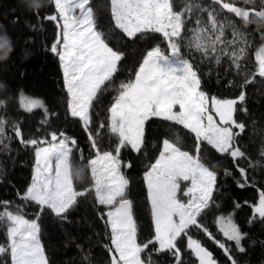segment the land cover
<instances>
[{"label":"snow or ice","instance_id":"6c2138e0","mask_svg":"<svg viewBox=\"0 0 264 264\" xmlns=\"http://www.w3.org/2000/svg\"><path fill=\"white\" fill-rule=\"evenodd\" d=\"M49 3L54 6V13L43 19L55 22L58 29L50 51L61 62L68 113L81 122L94 153L86 164L92 183L80 190L75 186L83 168L73 163V153L78 152L79 158L84 159L75 138L53 130L42 138L25 139L20 122H14V137L25 148L34 149L31 183L19 194L20 199L36 205L37 212L28 218L22 206L12 210L11 202L0 201V229L6 236V243L0 244V258L9 257L10 264H50L41 239L40 216L50 211L57 218L66 219L78 199L92 191L96 203L107 209L100 215L109 241L103 245L109 257L107 264H154V253L170 254L174 264H183L181 245L185 240L186 249L198 264H218L213 253L194 238L193 230L203 231L231 264H238L232 248L216 240L202 220L217 182V173L207 163L210 154H206V147L230 156L233 163L247 158L237 144L246 125L235 117L237 111L247 112L246 108H238L246 100V86L257 77L264 80V43L255 46L254 63L248 66L253 33L264 41V0H211V5H219L245 26L255 25L253 32H245L235 20L213 6H204L200 0H181L179 9L176 0H110L111 22L107 31L98 23L92 0ZM40 8L34 11L38 20ZM116 30L133 41L160 37L146 50L136 70L118 85L114 81L126 53L110 43V35ZM194 53L200 54L201 62L214 60L216 65L227 57L237 74H245L239 95L221 98L205 92ZM228 83L235 86L233 81ZM110 90L115 95L107 110V121H101L93 132L94 103ZM18 99L20 108L28 113L42 109L41 124L50 123L52 113L42 99L32 98L22 90ZM3 105L4 101H0ZM153 119L181 125L193 134L194 144L187 150L179 136L163 139L154 162L147 166L144 181L152 232L142 236L128 195L130 180L122 170L131 168L132 163L122 159V150L146 154V132ZM7 125V118L0 116V144L9 149L10 144H5V140H10ZM105 130L111 145L108 149L104 148ZM236 166L242 178L238 186L245 187L247 171ZM225 174L231 175L227 169ZM251 207L253 218L264 221V190ZM217 224L223 237L234 242L236 251H246L242 244L246 233L231 215L220 216Z\"/></svg>","mask_w":264,"mask_h":264},{"label":"trees","instance_id":"16d2710c","mask_svg":"<svg viewBox=\"0 0 264 264\" xmlns=\"http://www.w3.org/2000/svg\"><path fill=\"white\" fill-rule=\"evenodd\" d=\"M204 6H213L223 16L235 20V23L245 32H253L255 25L245 26L242 21L236 20L232 14L222 10L219 5H211V0H200ZM43 6L39 9L40 19L29 9L24 0H0V35L7 33L10 37L13 51L7 59H0V116L8 120L6 135L10 144L6 149L0 144V201L11 202L12 210L17 205L22 206L28 218H33L37 206L20 199L32 178L34 163V149L25 148L14 137L11 125L19 121L25 139L42 138L49 131H64L69 137L75 138L79 148L83 149V157L73 153V163L83 168L81 177L75 180L78 190L89 188L91 185L90 170L86 166L87 160L94 155L90 149L87 133L84 131L78 118H72L67 109V92L64 87L63 74L59 58L50 51L51 44L57 38L58 29L55 22L43 19L46 14L54 13V6L49 0H42ZM181 0H176L179 9ZM92 7L98 18L99 25L107 31L110 22V0H92ZM35 25L36 27H30ZM190 27L192 25H189ZM254 45L248 52V66L254 63L253 53L255 46L264 43L258 33H253ZM156 35L147 40H128L119 30L111 33L110 43L114 48H119L126 53L121 62L120 70L114 83L129 78L134 72L147 49L159 42ZM195 61L199 66L202 79V89L210 96L221 98H235L241 91L240 85L244 80V73L237 74L231 67V61L223 58L220 65L215 61L201 62L199 53H194ZM233 81V87L229 86ZM21 90L32 98L43 100L49 112L50 123L42 125L43 110L35 109L28 113L20 108L18 94ZM246 100L238 108H246L247 112L237 111L236 119L246 125L245 131L237 137V144L246 153L247 158H241L233 163L228 155L217 153L210 146L206 147V154H210L207 163L217 173V182L212 194L210 207L202 216L203 222L208 227L216 240L225 242L232 248L234 258L238 264L264 263V221L253 218L251 205L258 202L259 192L264 190V80L257 77L255 82L248 84L244 89ZM115 92L108 91L94 103L92 131L95 132L101 121H107L108 107ZM234 131H239L234 129ZM104 148L111 147L107 143L106 130ZM148 146L146 154L138 155L130 150H122V159L131 161V168L122 169L130 180L128 189L129 198L134 203V214L142 228V236H149L152 232L150 204L147 200V187L144 181V172L147 166L154 162L158 155L163 139H175L179 136L182 147L191 150L194 136L181 125L168 121L153 119L149 123ZM245 168L248 174V184L239 187L242 181L236 165ZM227 169L231 175L225 174ZM247 202V203H245ZM239 204V207H237ZM94 199V192L89 191L86 196L78 199V203L67 213L66 219L57 218L50 211H45L40 216L41 239L45 246L46 255L50 264H107L108 253L103 245L109 243L105 221L100 215L106 212ZM231 215L235 223L246 233L242 241L246 251L240 253L235 250L234 242L227 241L217 226L219 216ZM106 219V217H105ZM194 238L199 239L208 248L218 261V264H231L222 249L207 237L203 231L193 230ZM6 243L4 230L0 229V244ZM186 240L182 243L183 264H198L196 258L186 249ZM89 259L85 260L84 257ZM154 264H174L170 254H153ZM10 264L9 257L0 258V264Z\"/></svg>","mask_w":264,"mask_h":264},{"label":"clouds","instance_id":"9594fccd","mask_svg":"<svg viewBox=\"0 0 264 264\" xmlns=\"http://www.w3.org/2000/svg\"><path fill=\"white\" fill-rule=\"evenodd\" d=\"M24 2L33 11L43 6L42 0H24ZM13 50L10 37H7L5 34L0 35V59H7Z\"/></svg>","mask_w":264,"mask_h":264},{"label":"rangeland","instance_id":"374dc122","mask_svg":"<svg viewBox=\"0 0 264 264\" xmlns=\"http://www.w3.org/2000/svg\"><path fill=\"white\" fill-rule=\"evenodd\" d=\"M59 62H60V60H59ZM59 65H60V67H61V62H60ZM61 71H62V74H63V70H62V68H61ZM62 78H63V77H62ZM63 81H64V80H63ZM33 166H34V163H33ZM32 174H33V168H32ZM143 176H144V175H143ZM30 183H31V181H30ZM30 183H29V185H30ZM29 185H28V186H29ZM219 217H220V216H219ZM219 217H218V218H219ZM218 218H217V220H218ZM233 220H234V219H233ZM234 222H235V221H234ZM217 226H218V228H219V225H218V224H217ZM262 264H264V263H262Z\"/></svg>","mask_w":264,"mask_h":264}]
</instances>
